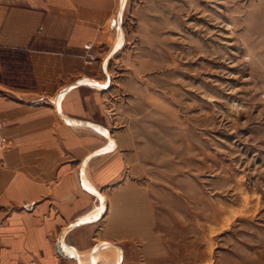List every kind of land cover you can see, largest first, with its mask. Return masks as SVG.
I'll return each mask as SVG.
<instances>
[{"label":"rangeland","instance_id":"1","mask_svg":"<svg viewBox=\"0 0 264 264\" xmlns=\"http://www.w3.org/2000/svg\"><path fill=\"white\" fill-rule=\"evenodd\" d=\"M106 34L83 77L131 263L264 264V0H116Z\"/></svg>","mask_w":264,"mask_h":264},{"label":"crops","instance_id":"2","mask_svg":"<svg viewBox=\"0 0 264 264\" xmlns=\"http://www.w3.org/2000/svg\"><path fill=\"white\" fill-rule=\"evenodd\" d=\"M115 8L116 0H0V264H103L104 254L132 264L125 225L98 197L120 159L95 82L83 77L82 55L108 42Z\"/></svg>","mask_w":264,"mask_h":264},{"label":"bare ground","instance_id":"3","mask_svg":"<svg viewBox=\"0 0 264 264\" xmlns=\"http://www.w3.org/2000/svg\"><path fill=\"white\" fill-rule=\"evenodd\" d=\"M123 2V1H122ZM119 35V38H118V44L120 45L121 43H122V36H120L121 35V32H120V34H118ZM92 83V82H91ZM94 84H96L97 85V83L95 82ZM99 85V84H98ZM95 86V85H94ZM100 86V85H99ZM98 87V86H97ZM101 132H102V130L101 129H99ZM105 136H107L106 134H105ZM108 137V136H107ZM88 172V171H87ZM91 178V177H90ZM84 183L85 184H87V180L84 178ZM92 189V188H91ZM99 198H100V202H102L103 201V199L100 197V196H98ZM101 204H103V203H101ZM98 212V211H97ZM98 216V215H97ZM109 251H111V250H109ZM107 252V251H106ZM110 258H111V256H110ZM117 258V257H116ZM102 259H103V264H113V262L112 263H110L109 262V260H108V257H107V254H104L103 256H102ZM112 259V258H111ZM116 261H117V259H116ZM117 264V263H116ZM119 264V263H118Z\"/></svg>","mask_w":264,"mask_h":264},{"label":"built area","instance_id":"4","mask_svg":"<svg viewBox=\"0 0 264 264\" xmlns=\"http://www.w3.org/2000/svg\"><path fill=\"white\" fill-rule=\"evenodd\" d=\"M86 56V62L88 64H91L94 60V53L91 52L90 50L86 51V53L84 54ZM2 128V123H0V129ZM5 143V139L4 138H0V146L4 145Z\"/></svg>","mask_w":264,"mask_h":264}]
</instances>
